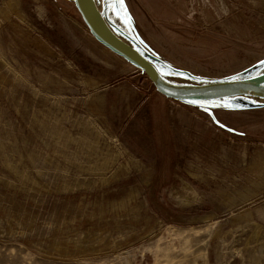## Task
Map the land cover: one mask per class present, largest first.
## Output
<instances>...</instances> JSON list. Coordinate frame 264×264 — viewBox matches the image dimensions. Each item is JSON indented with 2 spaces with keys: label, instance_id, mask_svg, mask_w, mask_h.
Listing matches in <instances>:
<instances>
[{
  "label": "rangeland",
  "instance_id": "obj_1",
  "mask_svg": "<svg viewBox=\"0 0 264 264\" xmlns=\"http://www.w3.org/2000/svg\"><path fill=\"white\" fill-rule=\"evenodd\" d=\"M94 1L172 83L264 84V0ZM0 264H264V99L165 97L73 0H0Z\"/></svg>",
  "mask_w": 264,
  "mask_h": 264
},
{
  "label": "water",
  "instance_id": "obj_2",
  "mask_svg": "<svg viewBox=\"0 0 264 264\" xmlns=\"http://www.w3.org/2000/svg\"><path fill=\"white\" fill-rule=\"evenodd\" d=\"M73 2L91 35L108 49L139 67L154 88L165 97L184 100L246 95L264 99V84L252 79L219 80L202 84H176L164 79L145 56L112 30L89 0Z\"/></svg>",
  "mask_w": 264,
  "mask_h": 264
},
{
  "label": "bare ground",
  "instance_id": "obj_3",
  "mask_svg": "<svg viewBox=\"0 0 264 264\" xmlns=\"http://www.w3.org/2000/svg\"><path fill=\"white\" fill-rule=\"evenodd\" d=\"M89 2L92 4V6L94 7V9L98 12V14L105 20L104 15L102 13V11L96 6V3L94 0H89ZM97 2V1H96ZM98 4V3H97ZM106 21V20H105ZM107 23V22H106Z\"/></svg>",
  "mask_w": 264,
  "mask_h": 264
},
{
  "label": "snow or ice",
  "instance_id": "obj_4",
  "mask_svg": "<svg viewBox=\"0 0 264 264\" xmlns=\"http://www.w3.org/2000/svg\"><path fill=\"white\" fill-rule=\"evenodd\" d=\"M261 63H264V62H261ZM229 105H225V107H228ZM201 107H203V105H201ZM205 110H207V109H205Z\"/></svg>",
  "mask_w": 264,
  "mask_h": 264
}]
</instances>
